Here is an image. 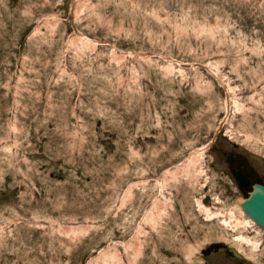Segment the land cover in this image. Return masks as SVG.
<instances>
[{"label": "rangeland", "instance_id": "1", "mask_svg": "<svg viewBox=\"0 0 264 264\" xmlns=\"http://www.w3.org/2000/svg\"><path fill=\"white\" fill-rule=\"evenodd\" d=\"M229 153L264 183V0H0V264H264Z\"/></svg>", "mask_w": 264, "mask_h": 264}, {"label": "water", "instance_id": "2", "mask_svg": "<svg viewBox=\"0 0 264 264\" xmlns=\"http://www.w3.org/2000/svg\"><path fill=\"white\" fill-rule=\"evenodd\" d=\"M238 179L244 183L248 184L247 179L241 173H238ZM236 205L242 210L243 214L247 216L251 221L257 224L264 231V184L260 182H254L251 185V189L248 191L246 196H238L235 199ZM224 243L217 242L206 247L203 250L204 255H208L211 250L218 249L223 246ZM227 253L233 257L245 260L247 264H253L251 261L245 259L242 254H240L233 247H226Z\"/></svg>", "mask_w": 264, "mask_h": 264}, {"label": "flooded vegetation", "instance_id": "3", "mask_svg": "<svg viewBox=\"0 0 264 264\" xmlns=\"http://www.w3.org/2000/svg\"><path fill=\"white\" fill-rule=\"evenodd\" d=\"M226 160L229 164V171H230L231 175H233V177H234L235 184L239 187V189H241L243 191V196L247 195L248 191L251 189L252 183H254V182L263 183V182H261V180L259 178L254 177L255 173L251 169L247 160L244 157H242L241 155H239L237 153H233V154L229 153L226 155ZM238 173H241L245 176V178L248 181V184H244L238 179ZM226 247H227L226 245H223V246L219 247L218 249L213 248L211 250V252H216L219 249H225L226 250ZM238 260L243 264H247L245 262V260H240V259H238Z\"/></svg>", "mask_w": 264, "mask_h": 264}]
</instances>
